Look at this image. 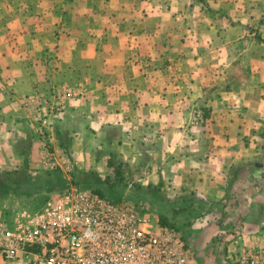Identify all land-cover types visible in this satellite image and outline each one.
I'll use <instances>...</instances> for the list:
<instances>
[{"label":"crops","instance_id":"1","mask_svg":"<svg viewBox=\"0 0 264 264\" xmlns=\"http://www.w3.org/2000/svg\"><path fill=\"white\" fill-rule=\"evenodd\" d=\"M207 1L0 0V172L122 162L188 264L264 249V0Z\"/></svg>","mask_w":264,"mask_h":264},{"label":"built area","instance_id":"2","mask_svg":"<svg viewBox=\"0 0 264 264\" xmlns=\"http://www.w3.org/2000/svg\"><path fill=\"white\" fill-rule=\"evenodd\" d=\"M39 135L50 143L44 130ZM0 254L8 264H188L181 232L163 226L146 203L101 196L80 183L11 227L0 225ZM263 257L248 250L239 262Z\"/></svg>","mask_w":264,"mask_h":264},{"label":"rangeland","instance_id":"3","mask_svg":"<svg viewBox=\"0 0 264 264\" xmlns=\"http://www.w3.org/2000/svg\"><path fill=\"white\" fill-rule=\"evenodd\" d=\"M192 2H193L192 7H195L194 4L203 8H207L208 6L211 5L210 1L207 0H192ZM253 32H255V29ZM255 37L259 40H263L261 36L258 34H255ZM240 67H241L240 69L243 70V67L242 66ZM199 111H195L194 115L198 117ZM45 144L47 145V147L51 146L49 143H45ZM129 170L130 169H127V167L124 165V177L122 182L121 181L118 182V180L116 181V176L114 173V176L110 179L111 182L115 184L114 185L115 192L109 193V195L117 199H128L133 202H139L146 199L150 201V203H148L147 205L152 210L153 214L159 217L162 211L160 208L157 207V204L154 201V198L152 196L153 192L146 190L144 191L141 188V186L139 187L138 183L136 182V179L131 175L133 173H129ZM2 178L6 179L5 176H2ZM16 181H18V178L13 176L9 180V183L12 184ZM72 182L74 184L80 183L81 185L84 186L93 187L95 189H101V185H100L101 181H99L98 178L93 175L89 176L81 173L73 177L71 183ZM29 183H31V185L30 184L27 185L28 187L24 186L21 192H18L17 194L13 195L12 201L9 204V206L6 205V208L4 210H6L9 214H11L13 210L14 212L15 211L17 212L19 210L26 212L40 210L50 199L54 198L58 193L57 190H53V186H45L43 182L33 183L32 181H30ZM162 216H164L167 219L164 212L162 213ZM170 225L172 224L170 223ZM254 249H259L261 252L264 253V249L262 248H251L249 250H254ZM261 260L262 261L259 264H264V257Z\"/></svg>","mask_w":264,"mask_h":264},{"label":"trees","instance_id":"4","mask_svg":"<svg viewBox=\"0 0 264 264\" xmlns=\"http://www.w3.org/2000/svg\"><path fill=\"white\" fill-rule=\"evenodd\" d=\"M204 112H205L204 114L206 115L207 111L204 110ZM25 149L26 150L24 151V154L26 157H28L30 146H25ZM65 153H68V150H65ZM29 169H30L29 161L28 158H26L24 166L21 170L15 172H0V197H5L11 194L15 195L18 192H21L24 186L28 187L27 185L29 184L31 185V183H29L30 181H32L33 183L43 182L45 186H53V190H57V192H62L68 186V184L65 183L62 171L58 168H54L51 170H44L37 174H32ZM114 169H115L116 181L118 180V182L120 181L122 182L124 177V164L120 162L119 164H116V166H114ZM2 176H5L6 179H3ZM13 176L17 177L18 181L10 184L9 180ZM100 185H101V189H95L93 187H89V188L94 189V191L101 196L115 192L114 189L115 184L111 182L110 178H107V180L105 181H101ZM159 218L163 226H170V224L167 223L166 218L162 216V213L159 215Z\"/></svg>","mask_w":264,"mask_h":264}]
</instances>
